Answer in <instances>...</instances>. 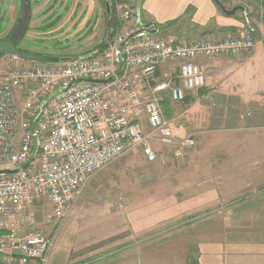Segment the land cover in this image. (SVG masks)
Segmentation results:
<instances>
[{"label":"built area","instance_id":"1","mask_svg":"<svg viewBox=\"0 0 264 264\" xmlns=\"http://www.w3.org/2000/svg\"><path fill=\"white\" fill-rule=\"evenodd\" d=\"M113 5L120 29L96 55L52 66L33 62L0 80V170H17L0 175V231L7 232L0 254L8 264L18 257L34 264L53 244L40 231L18 234L32 221L35 200L44 198L63 219L89 179L127 151L157 157L149 143L157 130L173 145L172 155L184 157L191 136L172 141L164 103L183 102L204 86L193 60L249 52L253 45L247 35L186 41L158 30L135 34L132 10ZM82 79L105 82L74 84Z\"/></svg>","mask_w":264,"mask_h":264},{"label":"rangeland","instance_id":"2","mask_svg":"<svg viewBox=\"0 0 264 264\" xmlns=\"http://www.w3.org/2000/svg\"><path fill=\"white\" fill-rule=\"evenodd\" d=\"M81 1L73 5L72 0H28L27 5L22 8L21 2L19 4V0H15L10 5H0V38L6 37L11 27L18 23L23 9L24 14L18 25V50L52 57L77 58L91 55L88 57L90 58L104 48L106 39L114 36L109 20L113 15L116 18V14H112L109 4L111 15H107L105 1L92 0L84 8ZM218 1L227 10L237 6H250L247 2L249 0ZM16 3L18 7L14 9ZM125 6L132 10L130 5ZM132 12L129 25L137 27V21L144 24L137 19L138 14L133 10ZM239 14L241 15L240 12ZM242 29L240 37L247 35L253 43L249 52L199 58L193 60V65L198 67L199 61L207 63L208 60L219 57L232 60L249 55L254 48V40L247 27ZM159 32L162 33L160 29ZM165 34L186 41L202 40L209 36L203 34L191 40V37L186 38L180 34ZM210 38L215 41L226 40H216L212 36ZM33 62L5 51L0 52V80L9 69L29 66ZM58 63L43 64L52 66ZM181 63L175 62L179 66ZM167 65L169 67L171 63ZM235 67L216 74L214 80H227L230 86L233 85L231 78L242 73V69H234ZM199 71L205 74L200 66ZM236 80L242 84L240 79ZM252 87L246 84L244 88L249 91L253 90ZM200 93L199 90L197 95L188 96L179 103L166 101L171 118L165 116V105L163 106L164 116L170 120L168 130L171 131L172 141L179 144L184 138L191 136L193 143L184 157H174L171 148L173 145L166 139L161 140L163 134L157 130L149 141L152 142L150 147L153 152H157V157L150 159L139 148L127 151L89 179L63 219H57L53 215L44 198L34 201L36 205L33 208V219L26 222L18 234L40 231L45 239L53 242L51 248L39 256L41 260L36 259L34 264H48L49 254L57 243L61 245V250L58 251L60 254L81 252L71 250L72 243L90 242L94 239L95 237L89 239L84 235L90 228L100 227V230H104L113 226L120 227L122 236L128 234L129 242L133 244L130 249L150 248L153 243L175 237L176 232L181 229L187 227L185 232H188L191 225L209 217L206 214L211 210L220 213L222 209L229 210L237 206H264V110L258 116L250 106L237 107L238 111L230 107L223 108V105L213 106L209 102L212 101V96L207 97L208 101L206 98L201 99ZM253 114L259 119L253 118ZM253 120L259 123L253 124ZM192 206L199 211L183 213L176 220L166 219L171 212L180 209L182 212H191ZM80 233L83 235H79ZM5 234L7 232L0 231V235ZM61 240L65 243H61ZM0 259V264H8L2 254ZM11 264L27 263L18 257Z\"/></svg>","mask_w":264,"mask_h":264},{"label":"crops","instance_id":"3","mask_svg":"<svg viewBox=\"0 0 264 264\" xmlns=\"http://www.w3.org/2000/svg\"><path fill=\"white\" fill-rule=\"evenodd\" d=\"M78 1L72 0L73 5H77ZM90 1L92 0L81 1L83 8ZM116 1L130 5L136 15L138 14L137 19L144 24L154 23L158 26L182 18L183 22H180L181 28L177 34L186 38L191 37V40L203 34H209L216 40L238 37L242 35V28L247 27L254 40V48L249 55L232 60L219 57L210 59L211 61L208 60L207 63L199 61V66L205 73V83L200 89L202 93L200 97L208 100L207 97L212 96L213 102L208 101L213 106L223 105V108L237 109V107L250 106L258 116L260 111L264 110V0L247 1L250 6H243L245 12L239 11L241 15L238 11L233 15L222 13L212 0ZM242 1L246 2V0ZM231 67L242 69L239 76L231 78L233 85L230 86L227 80L223 82L219 79L214 80L216 74H221ZM236 79H240L242 84ZM246 84L253 86V90L247 91L244 88ZM192 95L187 94L186 98ZM253 118L258 117L253 114ZM253 121V124L259 123ZM194 209L192 206L191 212H182V209L173 211L166 219L176 220L183 216V213L199 211ZM206 215L209 217L204 221L190 226L189 231H186L187 235L186 227L176 232L175 237L153 243L150 248L130 249V245L133 244L129 242L128 234L122 236L120 227L113 226L104 230H100V227L90 228L84 235L89 239L95 237L94 239L90 242L72 243L71 250L77 249L81 252L72 255L68 252L60 254L58 251L61 250V245L57 243L50 252L47 262L48 264H264V206H237L229 210L222 209L220 213L211 210ZM61 243L65 241L61 240Z\"/></svg>","mask_w":264,"mask_h":264},{"label":"water","instance_id":"4","mask_svg":"<svg viewBox=\"0 0 264 264\" xmlns=\"http://www.w3.org/2000/svg\"><path fill=\"white\" fill-rule=\"evenodd\" d=\"M28 0H26L27 2ZM214 2V4L218 5L219 9L221 10L222 13L226 14V15H233L235 14L237 11H241V12H245V8L242 6H237V7H233L230 10H227L223 7L222 4H220V2L218 0H212ZM105 6L107 9V15L110 16L111 12H110V5L107 1H105ZM19 20V19H18ZM17 20V21H18ZM137 27H138V31L135 34H154L157 30L158 27L156 24L154 23H147V24H141L139 23V21H137ZM14 28V27H13ZM11 36V34H9ZM8 36L6 39L4 40H0V51H5L9 54L15 55L19 58H24L30 61H34V62H42V63H58V62H69L72 60H75L77 58L80 59H85L88 58L91 55H85V56H80V57H73V56H59V57H52V56H46V55H38V54H34V53H27V52H23L18 50L17 48H15L10 42H9V37ZM101 82H105V81H98V80H90V79H82L79 81H76L74 84H80V83H101ZM57 91H61V89H58ZM51 96V95H50ZM49 96V97H50ZM48 97V98H49ZM47 99L44 101L46 102ZM43 102V103H44ZM17 170H0V175H5V174H13L16 173Z\"/></svg>","mask_w":264,"mask_h":264},{"label":"trees","instance_id":"5","mask_svg":"<svg viewBox=\"0 0 264 264\" xmlns=\"http://www.w3.org/2000/svg\"><path fill=\"white\" fill-rule=\"evenodd\" d=\"M102 1L103 2L104 1L109 2V4L111 5L112 14H113V12H114V10H113L114 0H102ZM187 15H189V14H187ZM180 22H183L182 18L178 19L176 21L167 22V23H165L163 25H158L157 27L161 31H163L164 34L165 33H175V34H177L179 32L180 28H181ZM174 26H175V28H174ZM109 27L111 28V30L113 32H115L118 29H120V25L118 24V22H117L116 18L114 17V15L112 16L111 20H109ZM0 52H2V51H0ZM185 99H184V101H185ZM164 105H165V116L167 118H171V115H170V112H169V109H168L169 108L168 103L165 102Z\"/></svg>","mask_w":264,"mask_h":264},{"label":"flooded vegetation","instance_id":"6","mask_svg":"<svg viewBox=\"0 0 264 264\" xmlns=\"http://www.w3.org/2000/svg\"><path fill=\"white\" fill-rule=\"evenodd\" d=\"M13 1H15V0H1L0 1V5H10V4H12L13 3ZM20 2H21V5H23L22 6V8L25 6V5H27V3H28V1L26 2V0H23V3H22V0H19V4H20ZM25 2V3H24ZM16 7H18V3H16L15 4V6H14V9H16ZM0 8H1V6H0ZM21 8V9H22ZM22 11L23 12H21V14H20V16H19V21H18V23H16V25H14V28H13V26L11 27V29L9 30V34H11V36L8 34L6 37H4V38H0V40H4V39H6L8 36H10L9 37V42L16 48V46L18 45L17 44V41H18V38L20 37V31H19V27H18V25L20 24V20L22 19V17H23V14H24V10L22 9ZM0 12H1V10H0ZM4 14V13H3ZM10 18V17H9ZM7 21V20H6ZM13 28V29H12ZM21 30V29H20Z\"/></svg>","mask_w":264,"mask_h":264},{"label":"bare ground","instance_id":"7","mask_svg":"<svg viewBox=\"0 0 264 264\" xmlns=\"http://www.w3.org/2000/svg\"><path fill=\"white\" fill-rule=\"evenodd\" d=\"M251 36V35H250ZM146 161V160H145ZM147 162V161H146ZM147 163H149V162H147ZM150 164V163H149Z\"/></svg>","mask_w":264,"mask_h":264}]
</instances>
